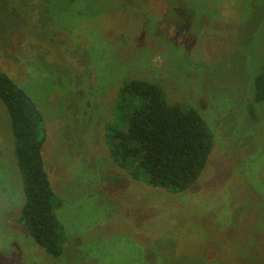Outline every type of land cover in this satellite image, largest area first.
<instances>
[{"label":"rangeland","instance_id":"1","mask_svg":"<svg viewBox=\"0 0 264 264\" xmlns=\"http://www.w3.org/2000/svg\"><path fill=\"white\" fill-rule=\"evenodd\" d=\"M183 3L0 0V66L42 113L66 236L55 258L18 224L25 193L0 100V264H264V101L247 111L264 0ZM132 78L160 84L213 130L187 191L135 180L110 155L114 101Z\"/></svg>","mask_w":264,"mask_h":264},{"label":"trees","instance_id":"2","mask_svg":"<svg viewBox=\"0 0 264 264\" xmlns=\"http://www.w3.org/2000/svg\"><path fill=\"white\" fill-rule=\"evenodd\" d=\"M253 90V98L247 101L251 118L255 117V106L264 101V60L254 77ZM0 100L11 119L16 163L25 193L18 224L48 254L59 257L66 238L57 217L63 200L54 191L45 169L42 113L1 66ZM113 106L114 126L107 131L108 148L119 167L133 179L171 193L187 191L197 182L215 140L211 126L197 109L171 103L160 84L140 78L122 83Z\"/></svg>","mask_w":264,"mask_h":264},{"label":"flooded vegetation","instance_id":"3","mask_svg":"<svg viewBox=\"0 0 264 264\" xmlns=\"http://www.w3.org/2000/svg\"><path fill=\"white\" fill-rule=\"evenodd\" d=\"M185 33H186V31H185ZM185 33H184V34H185ZM184 37H185V36H184Z\"/></svg>","mask_w":264,"mask_h":264}]
</instances>
